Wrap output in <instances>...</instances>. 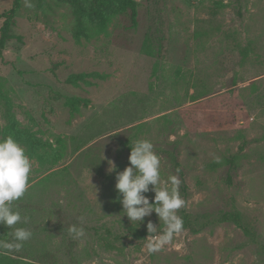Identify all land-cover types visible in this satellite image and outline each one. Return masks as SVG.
Returning <instances> with one entry per match:
<instances>
[{
	"label": "rangeland",
	"instance_id": "1",
	"mask_svg": "<svg viewBox=\"0 0 264 264\" xmlns=\"http://www.w3.org/2000/svg\"><path fill=\"white\" fill-rule=\"evenodd\" d=\"M81 1L78 41L73 0H0V139L33 163L14 202L33 236L0 264H264V0ZM138 139L186 201L163 245V221L131 223L108 172Z\"/></svg>",
	"mask_w": 264,
	"mask_h": 264
},
{
	"label": "clouds",
	"instance_id": "2",
	"mask_svg": "<svg viewBox=\"0 0 264 264\" xmlns=\"http://www.w3.org/2000/svg\"><path fill=\"white\" fill-rule=\"evenodd\" d=\"M25 6L33 7L28 0H25ZM130 148L129 165L123 171H116L115 163L109 160L108 172H116L115 189L123 212L131 223L140 224L153 212L159 221H163L165 230L160 237L163 245L184 231L183 218L178 215V211L186 206L179 191L181 180L178 175L162 178L161 157L150 140L138 139ZM32 168L33 163L26 149L13 136L0 139V225L13 230L11 240H0L2 252L20 251L33 236L29 229L17 227L26 224L28 217L22 216L14 207V202L23 198L30 187ZM150 191L155 194L152 202L145 195ZM149 226L156 228L151 223ZM67 231L73 239L85 236L83 226L71 225Z\"/></svg>",
	"mask_w": 264,
	"mask_h": 264
},
{
	"label": "trees",
	"instance_id": "3",
	"mask_svg": "<svg viewBox=\"0 0 264 264\" xmlns=\"http://www.w3.org/2000/svg\"><path fill=\"white\" fill-rule=\"evenodd\" d=\"M104 1V0H103ZM102 1V2H103ZM73 12L75 15V37L78 41H80L82 38L90 39L91 37V30H93V27H91L90 23L87 21V10L83 6V3L81 0H73ZM13 13V11H12ZM94 13L100 15L103 17L102 12L100 11L99 7L96 6L94 8ZM10 16H8L7 20L9 21ZM8 21L5 23V27L1 29L2 36L0 38V46L3 47L4 41L6 38V28L8 27L9 23ZM179 166V163L177 164ZM179 168V167H178ZM223 220H230L234 221L242 226L241 219L238 213H225L222 217Z\"/></svg>",
	"mask_w": 264,
	"mask_h": 264
}]
</instances>
